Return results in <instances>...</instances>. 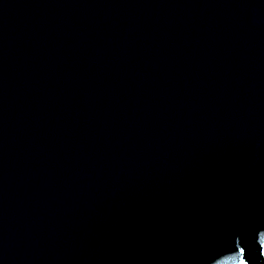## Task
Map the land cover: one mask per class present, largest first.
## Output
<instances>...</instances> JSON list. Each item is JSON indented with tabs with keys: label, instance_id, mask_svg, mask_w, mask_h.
Listing matches in <instances>:
<instances>
[{
	"label": "water",
	"instance_id": "obj_1",
	"mask_svg": "<svg viewBox=\"0 0 264 264\" xmlns=\"http://www.w3.org/2000/svg\"><path fill=\"white\" fill-rule=\"evenodd\" d=\"M0 264H264V0H0Z\"/></svg>",
	"mask_w": 264,
	"mask_h": 264
}]
</instances>
